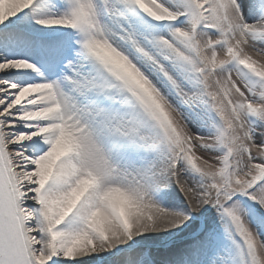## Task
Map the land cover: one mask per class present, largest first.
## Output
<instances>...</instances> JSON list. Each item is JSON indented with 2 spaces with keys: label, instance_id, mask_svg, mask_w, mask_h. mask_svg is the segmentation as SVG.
<instances>
[{
  "label": "snow or ice",
  "instance_id": "snow-or-ice-1",
  "mask_svg": "<svg viewBox=\"0 0 264 264\" xmlns=\"http://www.w3.org/2000/svg\"><path fill=\"white\" fill-rule=\"evenodd\" d=\"M0 264H264V0H0Z\"/></svg>",
  "mask_w": 264,
  "mask_h": 264
}]
</instances>
